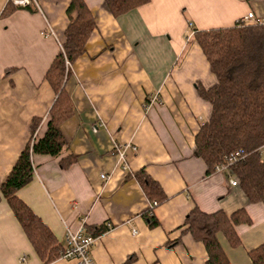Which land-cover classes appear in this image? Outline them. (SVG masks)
Masks as SVG:
<instances>
[{
  "label": "crops",
  "instance_id": "1",
  "mask_svg": "<svg viewBox=\"0 0 264 264\" xmlns=\"http://www.w3.org/2000/svg\"><path fill=\"white\" fill-rule=\"evenodd\" d=\"M40 11L0 0V184L34 131L41 135L55 97L44 75L68 24L69 0H37ZM96 27L64 83L74 112L60 125L67 146L58 156L34 154L30 181L16 194L63 242L83 225L95 241V264H205L201 241L184 231L193 206L226 214L244 208L250 224L235 225L231 246L217 240L230 264H251L248 251L264 242V204L247 200L224 172L206 174L194 137L210 105L197 94L216 76L193 31L235 24L248 12L264 20V0H149L114 17L103 0H85ZM49 24L54 35L44 34ZM13 68L7 73V69ZM156 94L159 102L144 103ZM126 148L123 168L113 151ZM75 154L68 167L60 157ZM144 169L166 199L152 213L133 172ZM105 175V178L101 177ZM106 229L97 232L99 227ZM134 231L136 233H134ZM0 264H44L0 193ZM46 264H77L61 257Z\"/></svg>",
  "mask_w": 264,
  "mask_h": 264
},
{
  "label": "trees",
  "instance_id": "2",
  "mask_svg": "<svg viewBox=\"0 0 264 264\" xmlns=\"http://www.w3.org/2000/svg\"><path fill=\"white\" fill-rule=\"evenodd\" d=\"M148 1L103 0L106 9L114 17ZM10 4L7 0L3 14L11 11ZM66 14L68 24L61 48L44 75L55 94L45 130L33 139L40 118L32 119L29 140L0 184L1 196L44 264L60 257L63 244L17 196L16 191L31 179V158L34 154L58 156L67 146L60 125L73 115L74 108L64 83L70 73V66L84 53L96 23L85 0H69ZM192 36L216 76L214 85L208 88L200 84L196 86L199 97L209 103L210 113L195 134V155L203 160L205 173L211 174L225 156L241 150L244 156L230 166L231 172L248 201L264 204V22L243 23L238 20L231 26L196 29ZM12 69H7V73ZM76 158L75 154H66L60 157L59 165L66 168ZM132 176L150 202L156 201L158 204L166 199L160 184L144 169L133 172ZM143 216L149 226L158 225L151 207ZM250 222L244 208L228 215L222 210L206 212L193 206L184 220V231L203 243L206 250L205 264H230L216 234L222 232L231 246H238L241 241L235 225ZM105 229V226L99 227L97 232ZM248 255L251 264H264V242L250 249Z\"/></svg>",
  "mask_w": 264,
  "mask_h": 264
},
{
  "label": "built area",
  "instance_id": "3",
  "mask_svg": "<svg viewBox=\"0 0 264 264\" xmlns=\"http://www.w3.org/2000/svg\"><path fill=\"white\" fill-rule=\"evenodd\" d=\"M13 6L24 7V8H33L37 11H40V6L37 0H8ZM241 22L248 23H263L264 20L257 19L253 16L252 12H248L241 19ZM44 34L54 35L49 24H46V27L43 30ZM59 47L61 48V42H58ZM67 63V62H66ZM159 98L156 94L152 95L144 103L145 110L149 108L150 104L154 102H159ZM35 134H33V139ZM32 139V140H33ZM31 140V141H32ZM129 147V144H123L116 142L113 147L114 153L117 155L119 162L123 168L127 166V158L125 150ZM241 150L235 151L224 157L223 161L217 164L214 167V171L224 172L229 180V183L233 186H237V180L231 172V165L237 161L239 158L243 157ZM102 178H105L104 174H101ZM157 205L156 201H152L149 204V207H154ZM134 233H136L134 231ZM95 241V237L88 234L83 225L79 226L76 230H70L66 228L63 236V250L60 254L61 258L75 260L77 264H95L91 257V247Z\"/></svg>",
  "mask_w": 264,
  "mask_h": 264
}]
</instances>
